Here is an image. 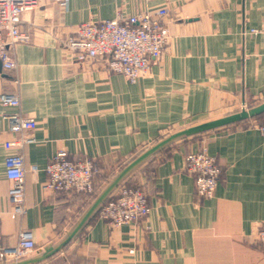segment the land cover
<instances>
[{"label": "crops", "instance_id": "obj_1", "mask_svg": "<svg viewBox=\"0 0 264 264\" xmlns=\"http://www.w3.org/2000/svg\"><path fill=\"white\" fill-rule=\"evenodd\" d=\"M166 5L167 44L136 82L107 59L79 60L65 41L83 22L133 15ZM264 0H38L23 15L31 41L14 47L16 68H0V224L2 244L22 229L36 249L0 264H264V135L258 119L183 131L264 102ZM34 117L23 134L24 215L12 217L4 142L6 114ZM205 145L221 173L215 193L194 191L185 155ZM90 158L100 172L92 194L44 189L58 152ZM122 185L143 187L150 212L137 223L111 225L99 209Z\"/></svg>", "mask_w": 264, "mask_h": 264}, {"label": "built area", "instance_id": "obj_2", "mask_svg": "<svg viewBox=\"0 0 264 264\" xmlns=\"http://www.w3.org/2000/svg\"><path fill=\"white\" fill-rule=\"evenodd\" d=\"M65 7L69 0H55ZM38 0H0V65L12 71L16 68L14 47L18 43H28L32 39L30 32L21 28L23 15L31 12ZM169 15L166 5L138 12L133 15L118 13L114 18L100 21L89 20L79 24L68 36L65 46L79 60L104 58L109 68L121 73L130 82H136L148 73L151 63L162 56L167 44L168 29L165 18ZM252 34L264 33V27L253 28ZM0 104L8 107L20 105L17 93L0 92ZM10 131L22 136L4 142L7 150L5 158L6 177L12 182L9 189V201L12 217L24 215L25 204V163L21 152L29 140L23 133L36 129L38 122L34 117L20 113L6 114ZM264 135V119L254 122ZM186 169L194 175V191L205 198L215 193L221 167L211 156L205 145L191 150L185 155ZM48 178L44 189L51 191L73 190L77 193L92 194L95 191V177L100 172L99 165L90 158L72 160L64 151L54 155L47 164ZM150 212L147 192L140 186L122 185L117 194L107 199L99 209V216L111 225L137 223ZM257 238L264 243V223L257 229ZM3 233L0 224V263L20 258L36 249L33 231L22 229L18 242L14 246L2 244Z\"/></svg>", "mask_w": 264, "mask_h": 264}, {"label": "water", "instance_id": "obj_3", "mask_svg": "<svg viewBox=\"0 0 264 264\" xmlns=\"http://www.w3.org/2000/svg\"><path fill=\"white\" fill-rule=\"evenodd\" d=\"M1 67L2 66L0 65V68ZM263 112H264V102L261 103L260 105L256 106V107H252L249 109H243L239 113L193 126L189 129L183 131V134H185V135L197 134L200 132H204L206 130L226 126V125L233 124L236 122H240L242 120L255 117L256 115L261 114Z\"/></svg>", "mask_w": 264, "mask_h": 264}, {"label": "trees", "instance_id": "obj_4", "mask_svg": "<svg viewBox=\"0 0 264 264\" xmlns=\"http://www.w3.org/2000/svg\"><path fill=\"white\" fill-rule=\"evenodd\" d=\"M254 118H255V119H258V121H261L262 119H264V112L261 113V114L256 115ZM246 121H247V119L242 120V121H240L239 123H243V122H246Z\"/></svg>", "mask_w": 264, "mask_h": 264}, {"label": "rangeland", "instance_id": "obj_5", "mask_svg": "<svg viewBox=\"0 0 264 264\" xmlns=\"http://www.w3.org/2000/svg\"><path fill=\"white\" fill-rule=\"evenodd\" d=\"M245 109H247V108H245ZM252 118H254V117H252ZM249 119H251V118H249Z\"/></svg>", "mask_w": 264, "mask_h": 264}]
</instances>
